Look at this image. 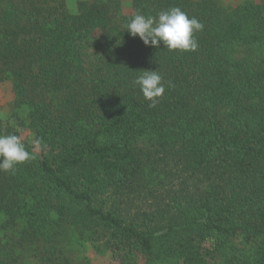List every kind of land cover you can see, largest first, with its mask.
<instances>
[{"label": "trees", "instance_id": "16d2710c", "mask_svg": "<svg viewBox=\"0 0 264 264\" xmlns=\"http://www.w3.org/2000/svg\"><path fill=\"white\" fill-rule=\"evenodd\" d=\"M171 7L195 52L126 31ZM0 84L34 157L0 172V264H264V0H0Z\"/></svg>", "mask_w": 264, "mask_h": 264}, {"label": "clouds", "instance_id": "9594fccd", "mask_svg": "<svg viewBox=\"0 0 264 264\" xmlns=\"http://www.w3.org/2000/svg\"><path fill=\"white\" fill-rule=\"evenodd\" d=\"M204 25L196 17H189L180 7H171L161 11L157 16H146L136 13L125 25L126 31L133 37H139L145 46L169 51L195 52L198 42L194 36L202 31ZM144 98L150 101L149 107H156L165 92L163 77L158 70H143L133 80ZM170 86V85H169ZM33 143L42 145L36 138ZM32 153L26 150L18 135H0V172L15 174L18 165L33 159Z\"/></svg>", "mask_w": 264, "mask_h": 264}, {"label": "rangeland", "instance_id": "374dc122", "mask_svg": "<svg viewBox=\"0 0 264 264\" xmlns=\"http://www.w3.org/2000/svg\"><path fill=\"white\" fill-rule=\"evenodd\" d=\"M77 1L78 0H67V4L69 9L72 12H76L77 9ZM221 2H223L224 4H229V5H233L238 3L241 0H220ZM127 11H129V9H127ZM12 100V92L11 89L9 87V85L7 84H0V113L2 111V106L6 105L7 103H9ZM1 115V114H0ZM22 138L24 140H30L29 134L26 132L22 133ZM83 252L90 257L93 260V263L95 264H101L104 261L103 260H98V258L96 257V255L93 253L90 245L88 244H84L83 245ZM107 263V262H106Z\"/></svg>", "mask_w": 264, "mask_h": 264}]
</instances>
